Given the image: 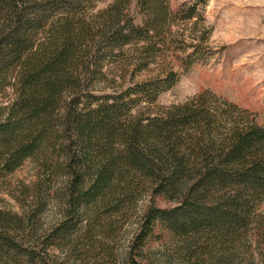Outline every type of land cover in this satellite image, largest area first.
Wrapping results in <instances>:
<instances>
[{"label": "trees", "instance_id": "1", "mask_svg": "<svg viewBox=\"0 0 264 264\" xmlns=\"http://www.w3.org/2000/svg\"><path fill=\"white\" fill-rule=\"evenodd\" d=\"M174 1L0 0V264H52L83 239L111 258L105 239L144 202L140 262L264 264V125L210 90L155 106L204 58L179 56L177 35L207 0ZM27 164L25 184L14 175ZM44 199L63 209L38 233ZM151 244L172 259L145 261Z\"/></svg>", "mask_w": 264, "mask_h": 264}, {"label": "rangeland", "instance_id": "2", "mask_svg": "<svg viewBox=\"0 0 264 264\" xmlns=\"http://www.w3.org/2000/svg\"><path fill=\"white\" fill-rule=\"evenodd\" d=\"M110 1L102 0L98 7ZM191 1L176 0L171 4L178 6ZM202 18L197 24L191 21L179 28L177 44L183 46V50L177 51V54L184 56L192 52L191 46H194L203 50V60L195 62L185 74L180 75L172 88L160 93L155 106L180 104L198 92L210 90L249 110L256 116L257 122L264 125V0H207ZM157 61H162L167 67L172 64L174 70H178L176 63L173 60L170 63L166 56ZM158 68L151 66V70L143 73L140 79L153 76ZM9 97V93L0 96V104ZM33 174L31 165L27 164L14 176L28 184L33 180ZM60 187V181L54 183L53 192ZM29 202L27 200L25 206ZM44 202L35 219L38 233H45L57 224L63 209L58 199H44ZM9 203L16 211H22L16 202ZM144 203L138 204L137 212L144 207ZM156 204L159 207L169 206L160 199ZM137 212L130 219L118 222L113 235L105 239L112 252L111 258L97 255L95 259L91 247L83 239L74 248L71 244L54 251L52 264H133L130 260L144 264L130 249L137 228ZM158 248L156 244H151L150 251L144 255L145 261L147 258L152 263L162 256L172 259V247ZM244 251L246 253L249 248Z\"/></svg>", "mask_w": 264, "mask_h": 264}]
</instances>
